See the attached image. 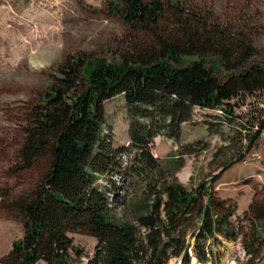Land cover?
I'll use <instances>...</instances> for the list:
<instances>
[{"label":"trees","instance_id":"16d2710c","mask_svg":"<svg viewBox=\"0 0 264 264\" xmlns=\"http://www.w3.org/2000/svg\"><path fill=\"white\" fill-rule=\"evenodd\" d=\"M113 8L143 36L114 57L70 54L52 71L20 148L21 168L42 173L9 200L24 233L0 264H169L175 257L215 263L222 251L214 247L239 237L249 256L238 264H264V205L251 202L240 215L214 187L219 175L188 186L176 177L182 158L164 165L152 151L157 136L179 142L197 107L217 108L231 121L247 95L260 96L262 106L241 141H231L241 145L233 156L242 159L254 148L264 132V58L257 45L244 28L215 22L185 0H117ZM118 94L131 146L115 147L105 134V102ZM219 123L208 133H221ZM207 145L203 138L181 142L179 153ZM235 158L223 159L222 168ZM113 172L129 183L115 182ZM104 175L113 183H98ZM122 189L128 197L121 202ZM76 231L97 238L85 258L70 235Z\"/></svg>","mask_w":264,"mask_h":264},{"label":"rangeland","instance_id":"374dc122","mask_svg":"<svg viewBox=\"0 0 264 264\" xmlns=\"http://www.w3.org/2000/svg\"><path fill=\"white\" fill-rule=\"evenodd\" d=\"M116 1L0 0V257L8 253L13 241L24 233L23 221L8 207L9 200L28 190L42 173L38 167L21 168L20 148L24 139L23 126L28 122L32 106L48 86L52 71L70 54L83 51L114 57L127 49L134 36H143L114 11ZM185 1L210 13L215 22L244 28L264 58V0ZM261 103L260 96L247 95L243 102L235 105L236 118L231 121L221 116L224 113L217 108L197 107L183 123L179 142L157 136L152 151L164 165H173L182 158L183 164L176 177L188 186L219 175L213 178L214 187L220 195L230 197L237 213L243 215L251 202L264 205V132L242 159L233 156L234 148L241 145L231 141L235 138L238 143L241 141ZM105 108V134L110 135L113 146H131L124 95L106 100ZM217 123L222 124V132L209 134L208 126L216 127ZM199 138L208 143L206 148L199 149L197 154L180 155L181 142ZM216 151L219 154L215 158ZM123 156L124 165H127L128 150ZM226 157H233L235 161L228 168H222ZM108 175L117 183H129L125 174L113 172ZM98 183L113 182L104 175ZM126 193V189L120 190L121 202L127 201ZM121 208L119 206L118 210ZM249 223L242 218L245 230ZM70 235L75 244L83 248L84 258L95 251V236L80 231ZM214 248L222 251L220 259L201 264H238L249 256L241 237ZM36 264L46 263L41 260ZM169 264L180 263L172 259ZM191 264L199 263L194 260Z\"/></svg>","mask_w":264,"mask_h":264}]
</instances>
